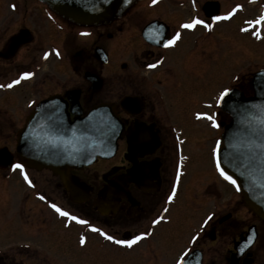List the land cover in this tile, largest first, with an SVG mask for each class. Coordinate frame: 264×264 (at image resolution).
Here are the masks:
<instances>
[{"label": "flooded vegetation", "instance_id": "flooded-vegetation-1", "mask_svg": "<svg viewBox=\"0 0 264 264\" xmlns=\"http://www.w3.org/2000/svg\"><path fill=\"white\" fill-rule=\"evenodd\" d=\"M237 5L242 8L231 19L211 20ZM255 14V19L264 15V0H157L155 4L125 0L110 13L86 19L64 16L48 1L0 0V84L20 79L25 71L34 73L11 88H0V137L3 143H16L28 117L53 96L61 100L71 122L107 107L116 120V147L110 158L99 157L92 165L69 170L85 191L76 196L79 202L49 170H23L57 179L55 185L68 195L69 205L79 209V217H94L96 227L117 238L153 231L132 248L108 241L122 258L176 264L190 249V264H264V221L246 208L234 185L218 173L214 154L224 126L231 121L216 102L219 93L227 87L252 95V77L264 70L259 67L249 74L245 70L236 86L228 72L233 35L245 41L248 32L243 29ZM195 17L211 20L213 27H181ZM175 32L181 33L180 40L165 47V40ZM157 61L162 63L148 67ZM216 75L219 84L223 81L219 90ZM198 112L214 114L219 127L198 118ZM13 170L22 175L23 170L13 168L1 176ZM178 172L176 197L166 204ZM33 193L36 199L22 200L17 214L24 222L31 211L32 230L39 231L38 222L50 223L45 213H54L50 202L56 200H41L36 196L43 193ZM163 207L169 208L167 214ZM158 215L169 219L152 225ZM209 215L212 219L205 225ZM84 228L88 230L87 225ZM197 232L199 238L193 243ZM93 246L103 249L101 241ZM38 261L39 252L23 242L0 251V264Z\"/></svg>", "mask_w": 264, "mask_h": 264}, {"label": "water", "instance_id": "water-1", "mask_svg": "<svg viewBox=\"0 0 264 264\" xmlns=\"http://www.w3.org/2000/svg\"><path fill=\"white\" fill-rule=\"evenodd\" d=\"M68 17L93 18L110 13L125 0H43ZM254 96L233 89L223 110L231 115L219 146L221 166L240 185L243 203L264 221V70L252 79ZM58 97L43 100L19 132L17 159L31 169H48L60 177L73 201L85 191L70 175L73 168L90 165L97 157H110L116 147V120L107 107L93 109L71 122ZM14 155L0 149V168L11 167Z\"/></svg>", "mask_w": 264, "mask_h": 264}, {"label": "rangeland", "instance_id": "rangeland-1", "mask_svg": "<svg viewBox=\"0 0 264 264\" xmlns=\"http://www.w3.org/2000/svg\"><path fill=\"white\" fill-rule=\"evenodd\" d=\"M255 16L257 17L255 14L252 18L255 19ZM247 32L245 41H242L238 36L237 39L234 38V35L231 41L228 72H230L231 84L233 86H236L240 82L239 77L245 70L249 74V72L255 71L256 68H264V37L253 35L252 29H249ZM216 78V86L218 87L216 90H219L223 86V81L219 84L217 75ZM26 96L27 94L24 91L23 97ZM25 101L26 98L22 102ZM9 113L11 114V112ZM9 113L8 115H10ZM12 117L15 118V115L12 114ZM12 139H15V136ZM14 142L15 140L10 143H3L0 137V147L7 145L13 153L16 146ZM23 171L28 173L29 178L32 180V185L27 183L18 170L8 173L7 178L0 174V251H3L6 247H15L19 242H23V246L29 245V247L39 252L40 261H38V264H47L48 262L51 264H142V258H122L115 255L114 246L105 239H99L95 235L96 232L92 231L91 228L88 227L87 230L84 228V225L80 227L77 222L64 220L55 211L54 213L49 211L47 215L44 212L45 216L50 215V223L47 226L38 222L40 224L39 231L35 228L32 230L33 213L28 210L29 218L24 222L23 219L20 220L17 213L20 211L18 204L22 203V200L36 199L33 192H41L48 199H55L57 205L69 209V212L74 215L78 216L80 213L78 208L69 205L70 202L67 201L68 195L64 194L62 188H57L55 185L57 179H54V177L47 173ZM40 217L42 219L41 215ZM88 221L94 226L97 224L94 217ZM34 226L36 225L34 224ZM62 228H66L67 230H63ZM84 230H87V232L81 235L80 232ZM80 236L86 237V243L83 245L79 243ZM98 241L102 242L103 249L93 246ZM172 243L170 241L169 245ZM127 252L124 253L127 255L123 257L128 256ZM119 253L122 254L123 251ZM133 253L131 252L130 255L138 256V253H135L137 255Z\"/></svg>", "mask_w": 264, "mask_h": 264}, {"label": "snow or ice", "instance_id": "snow-or-ice-1", "mask_svg": "<svg viewBox=\"0 0 264 264\" xmlns=\"http://www.w3.org/2000/svg\"><path fill=\"white\" fill-rule=\"evenodd\" d=\"M156 2H157V0H152V3L155 4ZM193 3H195V0H193ZM13 7H15V5H13ZM240 8H242V5H237L235 8H233L231 11L227 12L224 15L212 16L211 20L221 21V20L231 19L232 16ZM211 20H205V19H202L200 17H195V18L191 19L190 21L182 24L181 27H183L185 29H195L197 27V25H203L204 27L211 29L213 27ZM247 24H248V27L243 29V31H248L249 29H252L253 35H255L257 37L264 35V31H262V30H264V15L259 16V18H257V19L247 21ZM85 35H87V33H85ZM180 38H181V33L175 32L170 38H167L165 40L164 46L165 47L175 46L177 41L180 40ZM45 55L47 56L48 54L46 53ZM55 55L59 56L60 52L57 50L55 52ZM159 63H162V61H157L156 63H151L148 65V67L149 68H156ZM33 75H34V73L25 71L22 73V76L20 79L13 80L10 84H7V85L0 84V88H3V87L11 88L14 85L19 84L21 82V79L30 78ZM231 91H232V89L225 87L219 93L216 102L217 103H223L224 98L226 96H228ZM209 107H211V105ZM196 115L198 118H206V119L212 121V123L215 127H219V123L216 121L214 114L208 113V112H198V113H196ZM214 154H215V158H216V168L218 169L220 175L223 176L228 181H230L233 185H235L237 187V190H239L240 185L238 184L237 180L232 175H230L227 171H225L224 167L221 166V160H220V154H219L218 148L215 150ZM13 167L16 169H21V170L24 169V165L22 163H16L15 165H13ZM22 175H23V178L27 181V183L29 185H32V180L29 178L28 173L26 171H23ZM178 182H179V172L177 174L176 183L174 184L171 192L169 194H167V196H166V200H165L166 204L172 202L175 199ZM38 195H39V198L41 200H47V197L45 195L40 194V193H38ZM50 207L52 209H54L55 212L58 213L60 216L65 217L70 221H74V222H77L79 224L87 225L89 228H91L92 231L97 232L101 236H103L105 240L111 241L112 243H114L116 245H122V246H126L128 248H132L133 245H136L141 240H144V239L153 235V231L149 230V231H142V232H138L136 234H133L131 236V238H117V236L109 234L107 231H104L101 228H98V227L92 225L88 220L82 219L81 217L74 215L69 211H66L64 208H62L61 206L57 205L54 202H50ZM162 212L164 214H167L169 212V208L163 207ZM166 219H169V217L167 215H158L155 219H153L151 221V224L152 225H159V224H161L162 221H164ZM211 219H212V215H209L207 217V219H205L203 221V223L206 225L208 223V221ZM198 238H199V232H197L196 235H194L191 238V240L193 243H195V241ZM79 243L81 245L85 244L86 243V237L81 236ZM191 259H193L192 255H191V250L186 249L179 256V258L176 261V264H190Z\"/></svg>", "mask_w": 264, "mask_h": 264}]
</instances>
